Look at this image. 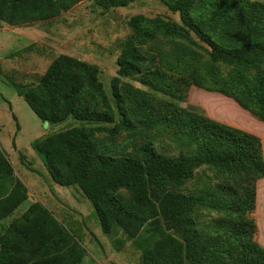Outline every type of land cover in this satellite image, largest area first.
Instances as JSON below:
<instances>
[{"label": "trees", "instance_id": "obj_1", "mask_svg": "<svg viewBox=\"0 0 264 264\" xmlns=\"http://www.w3.org/2000/svg\"><path fill=\"white\" fill-rule=\"evenodd\" d=\"M67 1L37 0L39 10L31 17L22 18L21 0H0V20L13 25L25 20L51 19L71 6ZM133 1L136 0H96V3L111 8ZM158 1L170 12L178 13L181 24L142 15L128 21L132 33L117 57L118 68L111 79L120 120L111 128L81 126L49 134L35 141L33 148L43 158L56 185L74 186L91 202L104 234H109L115 226L130 238L138 237L142 231L149 234L152 243L142 249L140 264H217L219 256L228 259L226 264H264V248L254 240L256 225L252 217L256 182L264 177L262 145L258 137L172 106V109L166 107L160 118L166 128L200 142L194 156L181 151L174 157L164 156L153 149L151 142L139 146V158L113 156L101 153L92 142L93 135L100 131L113 138L118 130H136V125L123 111L117 84L121 78L139 74L138 66L145 62L139 46L152 41L156 34L187 40L193 35L205 45L211 65L231 67L225 77L211 72L205 79L196 71L194 77H190L194 87L232 99L264 123V3L256 0ZM76 70L87 73L88 85L101 98L106 111L97 112L95 106L84 103L89 92L85 91ZM250 70L256 73L253 80L247 76ZM14 88L44 123L55 124L70 117L88 123H113L96 69L69 56L59 55L53 60L36 85ZM157 106L160 107L155 103L151 107L158 111ZM201 164L211 165L222 178L210 199L208 196V200H204L205 205L198 196L175 191L193 179L195 168ZM12 174L11 165L0 153V184ZM12 184L10 192L0 198V220L11 215L27 199L23 183L15 179ZM124 193L129 194V200ZM224 203L228 205L224 207ZM199 206L226 212L219 223V228L224 230L222 233L202 235L196 220ZM32 211L39 213L44 235L41 229H36L32 236L25 238L27 241H23L30 244L38 261L28 263L30 259L6 257L7 244L0 254V264H59L56 257L49 255V248L57 246L53 240L66 233L41 204L31 205L28 213ZM26 219L22 217L21 221ZM14 234L22 238L15 222L5 236ZM4 240L5 237L0 239L3 247ZM34 241L43 248H34L31 244ZM76 246L73 258L66 264H81L83 253Z\"/></svg>", "mask_w": 264, "mask_h": 264}, {"label": "rangeland", "instance_id": "obj_2", "mask_svg": "<svg viewBox=\"0 0 264 264\" xmlns=\"http://www.w3.org/2000/svg\"><path fill=\"white\" fill-rule=\"evenodd\" d=\"M256 1L264 3V0ZM67 2L71 6L51 19L25 20L13 25L0 20V153L13 169L12 176L0 184V198L10 192L15 179L20 180L27 189L26 201L11 215L0 220V239L5 237L4 247L0 242V254L8 244L6 257L30 259L28 263L38 261L32 254L30 244L23 239L32 236L36 229H41L44 235V223L39 213H28L31 205L39 203L46 206L66 233L60 239L53 240L57 246L49 248V255L56 257L59 264L71 261L76 245L83 253L81 264H140L142 249L152 243L149 234L142 231L138 237L130 238L118 226L109 234H104L91 202L76 187H65L62 193L55 190L44 160L34 150L33 143L49 134L73 127H113L121 116L112 95L111 79L118 68L117 57L126 38L132 33L128 21L133 16L142 15L148 19L160 17L181 24L180 16L170 12L158 0H136L111 8L101 7L96 0ZM20 7L22 18L31 17L39 10L37 0H21ZM139 51L145 58V62L138 66L139 74L121 78L117 84L123 111L136 125V130H118L113 138L105 131L94 134L92 142L101 153L139 158V146L151 142L153 149L164 156L174 157L180 151L190 156L196 155L200 142L175 132V129L166 128V123L160 118L166 107L172 109V106L202 114L223 124L255 131L257 119L249 112L238 110L230 99L218 93L194 87L190 77H194L196 71L205 79L211 72L225 77L231 72V67L211 65L205 45L193 35L187 40L156 34L152 41L140 45ZM59 55L85 62L96 69V78L111 108L113 123H88L72 117L55 124L44 123L17 95L16 85H36ZM76 74L84 84L85 91L89 92L84 103L95 106L97 112L106 111L101 98L89 87L87 73L76 70ZM255 75L253 70L247 74L250 80ZM155 103L160 105L157 106L158 111L151 107ZM221 181L215 168L201 164L195 168L193 179L175 191L198 196L205 205L204 200L207 201L208 196L210 199ZM124 196L129 200V194L124 193ZM223 205L226 207L228 204ZM225 216L224 210L197 207L199 231L203 236L222 233L224 230L219 228V223ZM22 217L27 219L21 221ZM13 222L20 230L21 239L15 234L5 236ZM212 243L215 244V241ZM31 244L39 250L43 248L37 246V241ZM218 259L220 262L217 264L228 262L227 258L224 260L221 256Z\"/></svg>", "mask_w": 264, "mask_h": 264}, {"label": "crops", "instance_id": "obj_3", "mask_svg": "<svg viewBox=\"0 0 264 264\" xmlns=\"http://www.w3.org/2000/svg\"><path fill=\"white\" fill-rule=\"evenodd\" d=\"M221 96H223V95H221ZM223 97H225V96H223ZM225 98H227V97H225ZM227 99H230V98H227ZM230 100L233 102L235 107L237 106L236 108L238 110L245 111L242 108H240L238 106V104H236L232 99H230ZM245 112H247V111H245ZM214 121H216V120H214ZM255 121H256L254 123L255 131H253V132H251L249 129H241V128L237 127V126H231V125H227V124H225V125L233 127V128H236V129H239L241 131L247 132L249 134H252V135L258 137L260 139V141H261L262 156H263V160H264V123L260 122V121H257V120H255ZM219 123H221V122H219ZM42 166H44V165H42ZM54 186L56 187L55 190L58 191V193H62L64 190H66L65 187H61L59 185H56L55 183H54ZM255 188H256V190H255V209H254V212L252 214L253 220H254L255 225H256V233L254 235V240L261 247L264 248V177H262L261 179H259L256 182ZM68 193H69V191L67 192V196L69 195ZM95 236H96V238L99 241V237L97 236V234Z\"/></svg>", "mask_w": 264, "mask_h": 264}]
</instances>
